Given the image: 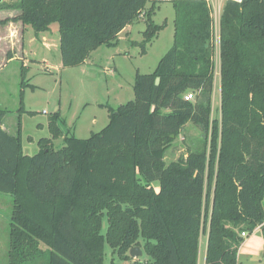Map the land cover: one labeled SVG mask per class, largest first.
I'll return each instance as SVG.
<instances>
[{
	"label": "trees",
	"instance_id": "16d2710c",
	"mask_svg": "<svg viewBox=\"0 0 264 264\" xmlns=\"http://www.w3.org/2000/svg\"><path fill=\"white\" fill-rule=\"evenodd\" d=\"M172 3L174 44L153 72L136 73L133 100L107 105L102 130L78 137L53 112L51 137L40 138L30 155L21 121L16 133L8 131L0 108V192L13 197L7 264H104L105 243L130 264H198L207 233L205 264H238L242 232L264 229V0L222 7L218 117L211 4ZM158 8L153 0L0 2V9L20 11L11 19L31 25L36 36L59 23L63 67L118 45L119 33L140 19L146 52L167 25L154 22ZM188 92L193 100L185 99ZM189 122L202 131V145L167 163L165 153ZM135 245L147 263L130 256Z\"/></svg>",
	"mask_w": 264,
	"mask_h": 264
},
{
	"label": "rangeland",
	"instance_id": "374dc122",
	"mask_svg": "<svg viewBox=\"0 0 264 264\" xmlns=\"http://www.w3.org/2000/svg\"><path fill=\"white\" fill-rule=\"evenodd\" d=\"M15 1V0H7ZM226 0H209L212 12L218 14ZM7 9H0L6 12ZM13 13H20L12 10ZM17 11V12H16ZM2 15H5L2 13ZM3 17V16H2ZM156 24L167 25L147 44L146 52L141 53L140 42L144 39L145 19H140L127 26L121 33L127 37L126 46H100L92 57L83 65L63 67L60 52L59 23L50 24V30L44 31L42 37L50 40L45 45L35 29L21 20L12 22L19 30L12 46L10 37L0 38V108L7 110L5 123L8 129L16 133L21 121V136L24 152L30 155L39 150L38 140L51 137L48 127L49 116L56 111L65 118L72 132L78 137L86 138L92 133L102 130L109 122L107 105L117 106L135 98L133 88L136 73H151L155 70L161 57L174 44L175 8L171 2H159V8L153 16ZM23 31L24 47L21 50L20 37ZM8 33V31H7ZM10 33V32H9ZM119 39V36H118ZM120 42V39H119ZM13 47V49H12ZM215 83L213 117L219 116L220 105V60H219V28L215 30ZM21 50V51H20ZM18 53L14 59L7 55ZM4 58L6 59L4 61ZM23 81H25L23 85ZM24 108L22 112L20 109ZM33 111L35 114H29ZM202 131L191 122L183 128L173 146L165 153V161L184 158L189 147L202 145ZM63 139L54 140L56 148L62 146ZM158 187V182L155 183ZM264 204V201H263ZM13 211V197L0 192V264L8 263L10 244V223ZM108 226L107 218L103 219V233ZM237 257L238 264H264V229L257 226L247 232ZM205 235V234H204ZM200 246V264L206 246V238H202ZM139 259L147 263L149 257L143 253ZM132 258H123L105 243L104 264H130Z\"/></svg>",
	"mask_w": 264,
	"mask_h": 264
},
{
	"label": "crops",
	"instance_id": "0c3cea01",
	"mask_svg": "<svg viewBox=\"0 0 264 264\" xmlns=\"http://www.w3.org/2000/svg\"><path fill=\"white\" fill-rule=\"evenodd\" d=\"M216 1H218V0H216ZM172 3V2H171ZM173 4V3H172ZM12 10H15V9H7L6 10V12H1L0 11V19L1 20H5L4 22H0V38H2V36L3 37H10V39H11V42H12V46L14 47L15 46V38H18V35H19V30H18V28L17 27H13V23L12 22H14V21H17V20H13V19H11V18H14V17H17L18 16V14L19 13H13L14 11H12ZM17 12V11H16ZM2 13H4L5 15H2ZM3 16V17H2ZM6 19H8V20H6ZM26 28V25H25V27L22 29V31H21V34L23 33V31H24V29ZM127 28V27H126ZM125 28V29H126ZM124 29V30H125ZM123 30V31H124ZM7 31H8V33H7ZM123 31H121L120 33H119V39H120V42H119V44H122L123 46H126L127 45V43H128V36L127 37H122L121 36V33L123 32ZM10 32V33H9ZM40 33H42V32H40ZM38 34V36H39V38L41 39V41L42 42H44V44L45 45H49L50 43V40L49 39H46V37H42V34ZM20 46H21V50L23 49V47H24V42H23V34L21 35V37H20ZM126 39H128L127 41H126ZM13 47H12V49H13ZM20 50V51H21ZM97 50V49H96ZM96 50H94L93 52H92V54H91V56L90 57H92L93 56V53L96 51ZM19 53V52H18ZM18 53H16V54H11V52H9L8 53V55H7V60L8 59H14V58H16L17 56H18ZM19 54H21V52L19 53ZM1 59V58H0ZM6 59L4 58V61H5ZM86 62H87V60H86ZM85 62V63H86ZM84 63V64H85ZM2 64H3V62H2ZM1 64V65H2ZM0 65V66H1ZM215 81H216V79H215ZM220 81V80H219ZM213 102H214V93H213ZM214 104V103H213ZM220 106H221V90H220V105H219V109H220ZM213 107H214V105H213ZM64 118V117H63ZM68 124V123H67ZM3 127L5 128V129H7L8 131H10L9 129H8V125L5 123V120H4V123H3ZM11 132V131H10ZM60 138H62L63 139V137H60ZM23 149H24V146H23ZM26 154H28V153H26ZM206 238V246H205V251H204V253H203V260H202V264H205L206 263V253H207V244H208V233L207 234H205V235H202L201 236V239H200V246L202 247V238ZM200 258H201V253H200V249H199V260H198V264H200Z\"/></svg>",
	"mask_w": 264,
	"mask_h": 264
},
{
	"label": "built area",
	"instance_id": "2783aa9c",
	"mask_svg": "<svg viewBox=\"0 0 264 264\" xmlns=\"http://www.w3.org/2000/svg\"><path fill=\"white\" fill-rule=\"evenodd\" d=\"M153 1H159V2H162V1H166V2H172L173 0H153ZM226 1H228V0H226ZM231 1H235V2H238V3H241V2H243V0H231ZM221 15V14H220ZM218 14L215 12V15L213 14V17H214V28H215V30H216V33H217V30H218V28H220V25H219V20H218ZM219 19H220V17H219ZM185 99L186 100H193L194 99V95H193V93H191V92H188V93H186V95H185ZM247 232L246 231H243L242 232V236L244 237V236H247Z\"/></svg>",
	"mask_w": 264,
	"mask_h": 264
},
{
	"label": "water",
	"instance_id": "95a60500",
	"mask_svg": "<svg viewBox=\"0 0 264 264\" xmlns=\"http://www.w3.org/2000/svg\"><path fill=\"white\" fill-rule=\"evenodd\" d=\"M1 1L2 0H0V2ZM129 254L131 257H140L143 255V250L141 249L139 245H135L130 249Z\"/></svg>",
	"mask_w": 264,
	"mask_h": 264
}]
</instances>
